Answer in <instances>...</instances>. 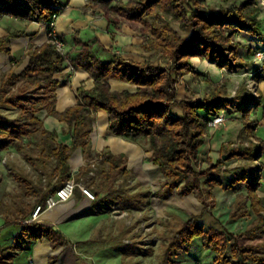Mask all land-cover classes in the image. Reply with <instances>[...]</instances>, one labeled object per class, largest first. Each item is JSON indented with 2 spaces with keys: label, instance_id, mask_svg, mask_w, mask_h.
I'll use <instances>...</instances> for the list:
<instances>
[{
  "label": "trees",
  "instance_id": "16d2710c",
  "mask_svg": "<svg viewBox=\"0 0 264 264\" xmlns=\"http://www.w3.org/2000/svg\"><path fill=\"white\" fill-rule=\"evenodd\" d=\"M65 3L66 0H0V17L11 15L26 26L33 20L43 22L49 33L47 41L24 52L15 61L16 68H11L0 80V104L19 110L17 118L0 113V151L14 146L41 172L37 180L22 173L16 175L25 193L35 197L33 205L22 203L15 219H7L23 226L20 248H29L25 245L28 237L33 240L46 237L53 247L69 242L55 226L23 220L32 214L34 205L47 206L48 197L55 195L63 183L73 177L79 182L88 171H94L91 186L98 197L94 207L102 212H108L116 202L123 208H134L135 201L141 200L130 195L123 183L116 185L118 175L125 179L133 175V169L127 167V154H114L110 150L98 153L92 149L91 133L100 109L107 112L108 128L113 134L151 152L148 160L159 167L163 176L157 194L169 198L175 190L184 195L196 193L205 209H209V201H214V187L224 184L218 177L222 172L220 164L236 156L254 159L262 150L263 144L243 141L244 137L252 136L258 120L250 117L253 105L246 93L237 91L230 97L222 85H214L210 96L178 100V76L190 71L197 73L192 62L195 56L231 71L247 67L241 48H247L249 54L255 51L239 36L262 35L259 0H241L219 8L207 0H86L87 7L102 8L143 25L149 33L145 50L162 54L157 59L148 56L143 60L116 52L104 57L95 47V39L80 41L81 47L76 49L74 57L58 49L51 34ZM108 20L109 26L114 23ZM174 22L188 34L184 36L175 30ZM26 33L25 29H14L0 36V52L12 54L11 39L28 36ZM56 37L65 41L58 33ZM25 61L24 68L18 70ZM69 64L88 71L94 86L90 89L80 86L77 102L58 111L56 90L63 82L56 74L66 70ZM112 80L135 85L136 89L115 90ZM173 104L181 106V114L173 113ZM237 105L244 117L241 141L224 144L220 158L202 167L200 150L212 128L208 122ZM43 109L68 123L65 132L72 137L70 145L58 142V132L46 128L43 117L38 115ZM79 148L87 165L72 171L71 155ZM228 153L231 155L224 160L223 155ZM259 168L250 169L257 172ZM247 172V169L236 171L228 183L234 190L242 182L247 187L246 194L237 193L230 218L254 214L251 223L240 231L223 223L221 227L206 228L201 222L202 215L191 214L172 228L161 255L163 264H177L175 258L183 251L188 252L198 237L202 238L203 247L214 253L213 264H264V201L257 193L260 179L248 180ZM14 256L0 254V264H14Z\"/></svg>",
  "mask_w": 264,
  "mask_h": 264
},
{
  "label": "crops",
  "instance_id": "0c3cea01",
  "mask_svg": "<svg viewBox=\"0 0 264 264\" xmlns=\"http://www.w3.org/2000/svg\"><path fill=\"white\" fill-rule=\"evenodd\" d=\"M260 17L263 22L262 35L260 37H254L248 33H242L239 36L243 43L251 45L252 50L255 51L254 54H249L247 48H241V56L248 61V66L237 73L231 72L229 74H247L248 77L245 79L250 81L251 84H254L252 88L246 87V91L244 93L249 96V103H251L250 105H253L250 109V117L257 119L258 122L252 136L244 137V142L250 144L251 141H254V143L263 144V148L254 159L236 156L225 160L223 164H220L219 167L222 169V172L218 174V177L224 182V184L217 185L213 189L215 206L212 205L210 208L211 211L205 213L201 219L206 222L204 223L206 228L221 227L223 223L232 230L240 231L246 228L254 219V214L240 217L239 219H231L230 212L232 207H228V209L222 212L223 207L226 204L229 203L231 205L236 200L238 192H243L245 194L247 193L246 183L244 182L238 184L237 190L228 187L231 177L238 170L241 171L242 169H247L248 180H252L256 177L260 179V186L257 189V193L264 201V58L256 55L257 51H264V12L261 13ZM56 19L55 28L57 33L65 38L68 52L73 57L75 56L74 52L76 49L73 50L72 46H68L70 44V40L68 39L69 36L74 39V32L80 30V41H85L93 38L96 34H100L103 29H108L109 26L108 20H105L103 17L98 18L92 14L91 8L86 6V0H66L65 6L63 7L60 16ZM14 29H25L28 36L25 35L23 37L11 39L10 46L13 53L8 54L7 52H0V65L6 64L11 60L13 61L14 54L17 53V50L22 49L24 50V53L32 46L40 47V45L48 40L49 33L46 23L33 20L29 25L26 26L19 19L11 15H4L0 17V36L7 34L9 31L12 32ZM192 62L197 73H194L193 71L185 72L190 76V78H196L195 75H200L198 77L207 75L206 71H210L212 80L218 82L223 79L228 71L225 68L220 69V67H217L215 63L206 59H201L198 56L192 57ZM56 77L63 82V84L57 87L56 90V109L58 111H63L69 107V105L72 106L77 102V93L80 86L84 85L83 87L87 89H90L94 86V79L90 77L88 71L81 67H75L72 64H69V67L63 72L57 73ZM111 84L112 88L115 90L136 89L135 85L126 82L123 83L121 81L112 80ZM198 89H201V85L198 86ZM190 96L192 97V95ZM206 96L208 95L205 93L199 95L198 98L201 99ZM175 106L180 105L173 104L172 110ZM180 110L178 113H182V109ZM225 112L227 117L225 123L223 125L221 124L212 127L206 137V142L200 150L204 165L203 167H206L209 164V161L214 163L220 158L221 148L224 144H237L241 141L239 135L244 126V117L241 108H239L237 105L231 107ZM96 113V119L93 123V131L91 133L92 149L94 152L99 153L110 150L114 154L125 153L128 156L127 167L129 169H133V173L134 170L137 171V167L141 168L137 163V160L134 159L133 155L127 149L116 150L111 143L106 141L109 140L111 135H115L108 128V114L103 109L98 110ZM38 115L41 118L43 117L46 128L49 130H56L58 132V142L65 143L67 145L71 144L72 137L70 134L65 132V130L69 127L66 121H62L54 115H49L46 109L41 110ZM94 133H97L98 136L102 138V142L99 143L96 141ZM126 141L133 144H138L129 140ZM138 145L141 146L140 144ZM142 149L144 151L143 153L149 157V152H147L143 147ZM79 156L80 159L77 158ZM150 163L153 164L152 162ZM70 165L72 171H79L80 168H86L87 160L85 159L81 148L77 149L74 154L71 155ZM153 166H156L159 169L157 165L153 164ZM257 166L260 167L257 172L253 169H250ZM145 169L149 175L151 171L153 172V170L149 168ZM227 169L229 172L226 171ZM160 174L162 176L161 171ZM203 184L204 186L207 184L205 179ZM79 198V204L77 203V198H75V200H73L75 202L69 201L56 205L53 208L48 209L41 216L40 212H38L37 216L32 219L33 221L55 226L60 229L63 232L65 239L69 240L68 244H60L58 245L59 247L57 246L58 248H54L51 245L50 240L46 237H41L36 240L28 237L26 238L28 242L25 245H29V248H20L21 246H17L15 244L18 243L21 245V235L23 228L22 224L16 222L9 223L7 222V219H5V223L0 224V254L13 253L15 255L14 264H28L29 259H34L37 264H41L40 261L42 256L45 255V264H47V260L51 254L61 253L65 247L71 245V240L76 237L83 236V233L73 229V226H76L77 220L73 217L74 212H81L87 208L89 209L90 207L94 208L95 203L93 201L94 199H90L82 192L79 194ZM33 209L34 208L32 207V211H34ZM31 218L32 214L28 219ZM28 219H24L23 222H28ZM70 221H73L74 224L70 225ZM45 242H48L50 252L40 254V243L44 244ZM185 254H188L189 258H186L182 264H196V259L204 262V264H213L214 253L203 247L202 238H196L193 241L190 250L185 252Z\"/></svg>",
  "mask_w": 264,
  "mask_h": 264
},
{
  "label": "rangeland",
  "instance_id": "374dc122",
  "mask_svg": "<svg viewBox=\"0 0 264 264\" xmlns=\"http://www.w3.org/2000/svg\"><path fill=\"white\" fill-rule=\"evenodd\" d=\"M207 1L211 6L219 8L222 5L238 4L241 0ZM259 5L261 11L264 12V0H259ZM90 8L92 14L96 17H103L105 20L109 18L114 22L108 26V29H103L102 33L100 32V34H96L91 38L95 39V47L104 57L108 56L109 52L121 53L125 57L137 60H143L144 57L148 56L152 59L162 56L161 53L154 50H145L144 44L147 42L149 33L146 32L143 25L126 21L114 12L105 11L102 8ZM173 26L181 35L186 36L188 34L179 28L177 22H174ZM55 33H57L56 28ZM74 35V39L71 36L68 38L70 40L68 46H72L73 50L81 47L79 40L80 30L74 32ZM91 39L85 41H90ZM64 43V51L68 52L66 41ZM23 51L22 49L17 50L13 61L0 65V80L2 75L11 68H16L15 61L22 56ZM165 62L166 60H163L164 64ZM25 64L26 61L18 66L17 69L21 70ZM216 66L219 67L217 64ZM227 70L228 75L226 74L218 82L212 80L210 71H206L207 75L201 76L203 79L198 77L200 75H195L196 78H190L186 73L180 74L177 83L179 87L178 100L183 98L199 99V95L205 93L210 96L216 84L224 86L230 97L235 96L237 91L244 93L246 87H253L254 84L245 79L248 77L247 74H229L231 72L237 73L238 71ZM199 85H201V89H198ZM180 109H182L180 106H175L172 111L177 115L181 114L178 113ZM0 113L17 118L19 110L0 104ZM222 113L227 118L226 112ZM27 141L28 138L25 137L24 142ZM148 154L151 155V152ZM5 158L6 161H4ZM145 159L149 161L148 157ZM223 159L225 160V158ZM137 163L141 165L138 160ZM136 169L137 171L134 170L133 175L129 179H125L123 175H118L116 180V185L123 183L129 189L130 195H136V198L139 197L141 199L135 201V207L126 209L122 207L120 202H116L109 207L108 212H102L100 208L95 207L87 208L81 212H74L73 217L77 220L73 229L83 233V236L71 240V245L65 247L61 253L51 254L47 264H163L161 255L168 245V237L171 235L172 228L180 225L191 214L202 215V219L205 213L211 211V206H215V201L210 200L209 209H205V204L198 198L196 193L184 195L175 190L169 198H162L157 192L161 187L163 176L161 174L157 175L156 171L155 177H151L155 169L153 172L151 171L150 175L142 166ZM18 173H22L32 180H37L41 175L40 170L33 167L31 162L25 158L24 153L17 150L14 146L3 150V152L0 151V224L5 223V219H15L22 203L31 205L34 203L35 197L28 196L17 180L16 175ZM92 176L94 174L88 171L80 181L94 190V187L91 186ZM44 183H46L45 177ZM80 193V188H77L73 196L74 200L77 198V203L80 199ZM97 199L98 197L96 196L93 200L94 203ZM233 203L231 205L229 203L226 204L222 212L228 207H232ZM37 207L38 205L33 206L32 218L28 219V222L33 221L32 219L37 216ZM47 210V206L41 207L40 216ZM201 222L202 224L206 223L204 220H201ZM69 224L73 225L74 222L70 221ZM15 245L19 246L20 244L17 243ZM186 258H189V255H186L183 251L175 259L178 262L177 264H182ZM195 261L196 264H204L199 259Z\"/></svg>",
  "mask_w": 264,
  "mask_h": 264
},
{
  "label": "built area",
  "instance_id": "2783aa9c",
  "mask_svg": "<svg viewBox=\"0 0 264 264\" xmlns=\"http://www.w3.org/2000/svg\"><path fill=\"white\" fill-rule=\"evenodd\" d=\"M54 37V41L61 51H64L65 43L56 37L55 31L51 34ZM257 56H260L264 58V51H257ZM226 121L224 113H220L219 115L213 117V119L208 122L212 127L217 125H223ZM6 161V158L4 159ZM93 167H95V163L92 164ZM92 174H94V171H92ZM77 188H80L81 192L85 194L90 199H95L96 195L94 194V191L88 187L87 185L83 184L81 181H77L74 177L67 180L63 185L58 189L55 195L48 197L47 200V207L48 209L53 208L56 205L69 202L74 200L75 191ZM42 206L38 205L36 214L40 211V208ZM28 264H37L34 259H30Z\"/></svg>",
  "mask_w": 264,
  "mask_h": 264
},
{
  "label": "bare ground",
  "instance_id": "6f19581e",
  "mask_svg": "<svg viewBox=\"0 0 264 264\" xmlns=\"http://www.w3.org/2000/svg\"><path fill=\"white\" fill-rule=\"evenodd\" d=\"M94 136H95V139L97 142H99V143L102 142L101 141L102 138L99 137L97 133H94ZM106 141L111 143L112 146L116 150L127 149L133 155L134 159L139 161V163L141 164L140 167L142 166L144 168H149L153 171L155 169V172L153 173V175L151 177H153V176L155 177L156 171H157V175L158 174L160 175L159 169L156 166H153V164H151L150 162H148L145 159L147 157V155L143 153L144 151H143L142 147L139 146L138 144L130 143V142L126 141L124 138H122L120 136H115V135H111L109 140H106ZM77 158L80 159V156ZM141 158H143V159H141ZM48 252H50L48 242H45L44 244L40 243V254L41 253L44 254V253H48ZM45 262H46V256L43 255L40 263L45 264Z\"/></svg>",
  "mask_w": 264,
  "mask_h": 264
},
{
  "label": "water",
  "instance_id": "95a60500",
  "mask_svg": "<svg viewBox=\"0 0 264 264\" xmlns=\"http://www.w3.org/2000/svg\"><path fill=\"white\" fill-rule=\"evenodd\" d=\"M230 155H231V153L224 154V155H223V158L227 159Z\"/></svg>",
  "mask_w": 264,
  "mask_h": 264
}]
</instances>
